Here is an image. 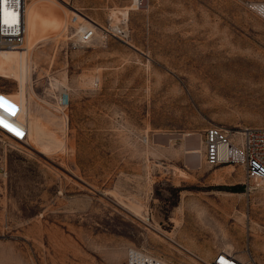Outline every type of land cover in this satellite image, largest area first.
<instances>
[{
  "label": "rangeland",
  "instance_id": "rangeland-1",
  "mask_svg": "<svg viewBox=\"0 0 264 264\" xmlns=\"http://www.w3.org/2000/svg\"><path fill=\"white\" fill-rule=\"evenodd\" d=\"M125 5L32 3L24 49L0 47V89L20 101L11 61H29L34 123L23 143L0 134V264H128L133 248L264 264V185L246 194L243 166L206 163L203 145L210 125L264 127V0ZM74 8L91 43L67 36ZM124 22L127 41L103 36Z\"/></svg>",
  "mask_w": 264,
  "mask_h": 264
},
{
  "label": "built area",
  "instance_id": "built-area-1",
  "mask_svg": "<svg viewBox=\"0 0 264 264\" xmlns=\"http://www.w3.org/2000/svg\"><path fill=\"white\" fill-rule=\"evenodd\" d=\"M33 0H9L4 5L6 13H15L14 23L8 26L0 23V47L20 49L26 42L27 10ZM127 3L129 12L135 5L144 8L150 0H117ZM124 6V7H125ZM120 15H122L120 13ZM5 18L12 21L11 16ZM77 18L76 16L74 19ZM128 19V18H127ZM105 38L116 37L123 41L128 38V25L124 23H108L101 27ZM96 28L87 27L81 37L80 44L91 43L96 38ZM99 82V81H96ZM3 98L0 106V134L15 142H25L29 137L27 125L21 120L24 111L23 103L13 97L10 92L0 89ZM68 99V95H66ZM204 158L210 165H242L244 168L245 193L251 194L264 185V127L260 126H222L210 125L205 129ZM7 175L6 167H0V177ZM132 249V248H131ZM128 256V264H140L138 255L141 250L133 248ZM142 252V251H141ZM145 253V252H144ZM193 254V253H191ZM194 255V254H193ZM200 259L198 256L194 255ZM207 264H260L250 253L246 259L235 253L219 250Z\"/></svg>",
  "mask_w": 264,
  "mask_h": 264
},
{
  "label": "bare ground",
  "instance_id": "bare-ground-1",
  "mask_svg": "<svg viewBox=\"0 0 264 264\" xmlns=\"http://www.w3.org/2000/svg\"><path fill=\"white\" fill-rule=\"evenodd\" d=\"M41 1H50V0H33L28 6L27 22H28V12H29L31 4L32 3L41 2ZM259 7L264 9V5H259ZM72 12H73L74 15L72 16L71 25L75 29V32L70 34V35H67V36L68 37H73L74 38V40H73L74 43H79L81 41V37H82V35H83V33H84V31H85V29L87 27L96 28V32H97L98 26H97L96 22L93 19L89 18L87 15H85L83 12L77 10L76 8H74ZM126 12H128V11H126ZM75 16L77 18L74 19ZM96 36H98V34ZM29 37L30 38L32 37L30 32H29ZM26 41H27V24H26ZM25 44H26V42H25ZM25 44H24V46H25ZM24 46L22 48H20V49H24ZM30 48H31V43L29 42L25 49L27 51H29ZM30 70H31V68H30V64H29L28 59L20 60V59L14 58L11 61V73H12V75L16 78V80L19 83V87H20V90H21V102L24 105V111L21 114V120L27 125L29 133H31V131L33 129V124H34V123H32L29 120V118H28V110H27V80H28V75L30 73ZM66 95L69 96V93L66 92V93L63 94V97H62V100H61V104L62 105L67 103ZM194 142H192V144ZM20 143H23V142H20ZM189 151L191 153L199 154V153L202 152V147L200 145H198V144L197 145L195 144V145L189 147ZM194 156H196V155H194ZM185 249L187 251H189L187 248H185ZM133 250L134 249H132L130 251V253ZM129 259H130V257H129ZM138 260H139L140 264H168L167 262H165L163 260H160V259H157V258L152 257L150 255H147V254H145V253H143L141 251L139 252Z\"/></svg>",
  "mask_w": 264,
  "mask_h": 264
},
{
  "label": "snow or ice",
  "instance_id": "snow-or-ice-1",
  "mask_svg": "<svg viewBox=\"0 0 264 264\" xmlns=\"http://www.w3.org/2000/svg\"><path fill=\"white\" fill-rule=\"evenodd\" d=\"M9 0H0V23L12 26V23H14L15 13H6L4 10V5L8 4ZM6 16H11L13 19L10 21L9 19L5 18ZM3 98L0 97V102H2ZM2 106V104H0ZM3 121L0 119V124H2Z\"/></svg>",
  "mask_w": 264,
  "mask_h": 264
},
{
  "label": "trees",
  "instance_id": "trees-1",
  "mask_svg": "<svg viewBox=\"0 0 264 264\" xmlns=\"http://www.w3.org/2000/svg\"><path fill=\"white\" fill-rule=\"evenodd\" d=\"M230 189H232L234 191H243L244 186L243 185H235V186L230 187Z\"/></svg>",
  "mask_w": 264,
  "mask_h": 264
},
{
  "label": "crops",
  "instance_id": "crops-1",
  "mask_svg": "<svg viewBox=\"0 0 264 264\" xmlns=\"http://www.w3.org/2000/svg\"><path fill=\"white\" fill-rule=\"evenodd\" d=\"M213 257H214V256H213ZM213 257H212V258H213Z\"/></svg>",
  "mask_w": 264,
  "mask_h": 264
}]
</instances>
